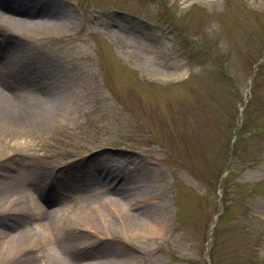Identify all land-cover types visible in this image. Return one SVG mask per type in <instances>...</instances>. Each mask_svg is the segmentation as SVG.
I'll return each mask as SVG.
<instances>
[{"label": "rangeland", "instance_id": "1", "mask_svg": "<svg viewBox=\"0 0 264 264\" xmlns=\"http://www.w3.org/2000/svg\"><path fill=\"white\" fill-rule=\"evenodd\" d=\"M55 1L53 19L0 17V73L42 100L37 77L54 76L59 107L44 104L30 135L45 157L7 146L17 131L0 119V175L43 186L46 213L77 214L60 231L77 247L67 260L264 264V0ZM111 159L120 177L104 176ZM107 191H152L163 229L121 238ZM30 245L25 258L53 260L42 235Z\"/></svg>", "mask_w": 264, "mask_h": 264}, {"label": "bare ground", "instance_id": "2", "mask_svg": "<svg viewBox=\"0 0 264 264\" xmlns=\"http://www.w3.org/2000/svg\"><path fill=\"white\" fill-rule=\"evenodd\" d=\"M48 0H0V17L7 18L9 21H20V22H38L44 17L51 18L48 11L51 7H48L50 3L56 4L57 1ZM57 26L64 27L63 22H56ZM8 59L3 61L6 62ZM40 73V72H39ZM5 74L0 73V119L3 120L4 125H8L15 128L17 133L14 136L16 140L7 142L6 145H10L17 150H22L25 146L29 153L35 156L45 157L46 154H40L41 145L32 141L31 133L34 130L35 125L41 118L39 113L42 112V106L47 104L55 103L54 93L56 91L52 84V79L54 76L49 74L44 75L40 73L37 80V86H41L45 92L40 99L39 95H34L29 93V91H24L19 85L16 86L15 83L10 82L4 77ZM48 79V82L46 80ZM36 82V78L34 80ZM67 83V82H64ZM65 85V84H64ZM35 91V86H33ZM65 87L62 88L63 93L68 95L67 89L64 91ZM46 94V95H45ZM72 102V101H71ZM70 102V104H71ZM65 107L63 112L68 111L71 105ZM55 105V104H54ZM58 108L56 105L52 106ZM52 114L61 112L51 111ZM24 145V146H23ZM82 157V156H81ZM80 157V158H81ZM108 158V157H106ZM82 159V158H81ZM80 161L79 157L72 160ZM82 161V160H81ZM116 159H111L104 166H101L102 172L105 177L111 178L112 175L118 177L121 176V172L124 170L116 169ZM75 176L83 178L87 172L86 168L83 166H77L75 168ZM92 171V169H90ZM113 176V178H114ZM60 177V174H59ZM61 178L62 175H61ZM29 178L16 177L12 173H1L0 175V262L1 264H35V259L25 258L28 255H33L31 250V245L29 246V241L33 239L34 236L40 234L44 238V242L48 245L54 252V258L49 264H73L67 260L66 254L71 250L70 248H75L76 244L69 242L61 236V229H69L66 224L70 218H77V214L72 212V209L68 206H60L54 209L53 212L46 213L48 203L42 204L41 200L44 198V187H37L39 190L36 194H31L28 190ZM49 184V182H47ZM22 184V185H21ZM113 183V185H115ZM108 194V191H107ZM106 194V195H107ZM149 196L144 197L140 192L138 197L136 195H107L104 197L101 206L104 209H110L113 211L114 218L110 219V223L117 229H120L118 234L122 232L121 238H126L131 236V231H136L144 227L153 229H163V225L159 222L157 217L156 207H150L148 200L156 198L153 196V192H148ZM156 195V194H154ZM134 196V197H133ZM141 198V199H140ZM143 200V202H141ZM44 201V200H43ZM101 207H95L96 211H99ZM25 216L27 219L22 221L19 217ZM7 217L10 221H5ZM62 222V225H61ZM26 223V224H25ZM25 224V225H24ZM106 231L104 234L107 236L118 234L108 233V224L105 226ZM134 239L138 240L142 234H134ZM77 248V247H76ZM41 260L43 255H40ZM121 259L108 258L105 260H99L94 262H89L86 264H96L101 262L104 264H118ZM127 259L123 260L126 261Z\"/></svg>", "mask_w": 264, "mask_h": 264}]
</instances>
